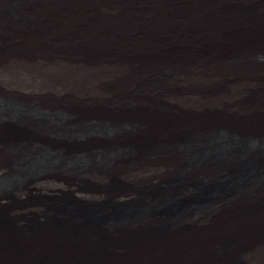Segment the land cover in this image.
<instances>
[{
  "label": "bare ground",
  "instance_id": "obj_1",
  "mask_svg": "<svg viewBox=\"0 0 264 264\" xmlns=\"http://www.w3.org/2000/svg\"><path fill=\"white\" fill-rule=\"evenodd\" d=\"M0 264H264V0H0Z\"/></svg>",
  "mask_w": 264,
  "mask_h": 264
},
{
  "label": "rangeland",
  "instance_id": "obj_2",
  "mask_svg": "<svg viewBox=\"0 0 264 264\" xmlns=\"http://www.w3.org/2000/svg\"><path fill=\"white\" fill-rule=\"evenodd\" d=\"M179 182L173 181L172 183H179ZM180 183H185V181H181ZM231 185H232L231 181H226L223 183L222 182L215 183L212 186L201 187L199 193L196 195V199H206L210 195H212L215 191L220 190V189H228ZM119 187H122V185L121 186L119 185ZM52 194L53 193H44L41 195H37V196L33 197V200L44 201V202L52 203V204H54V203L70 204V203H72V205L76 204V206L79 205L78 206L79 208H84V209H90L91 208V209H97V210H99V209L100 210L101 209L111 210V211H114L117 214V216H125V215L130 214L136 210L135 205L132 202L127 201L125 199L121 200V199L116 198L113 200L111 199L110 201L104 200L101 202H94L93 203L92 201H86L84 199H81V201H80V200H74L69 196H65V195H61V194H53V195ZM89 204H92V205L89 206Z\"/></svg>",
  "mask_w": 264,
  "mask_h": 264
}]
</instances>
